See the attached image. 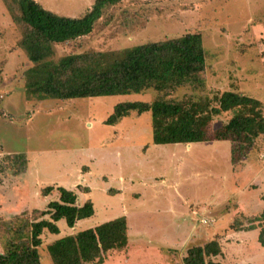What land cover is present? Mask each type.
<instances>
[{"label": "crops", "instance_id": "1", "mask_svg": "<svg viewBox=\"0 0 264 264\" xmlns=\"http://www.w3.org/2000/svg\"><path fill=\"white\" fill-rule=\"evenodd\" d=\"M259 28L263 30L264 27ZM261 67L263 78H257V82L262 88L257 85V89L262 91L251 98L260 102L264 117L263 64ZM247 69L244 65V74L237 76L238 82L246 80ZM238 82L233 91L242 93L237 88ZM4 86L12 87L11 84ZM228 90L231 89L225 91ZM105 98H89L94 99L89 102ZM40 102L24 98V103L34 104L37 110L43 111L41 107L37 108ZM9 105L7 100L2 107L13 114L12 122H21L22 117L14 114ZM49 109L51 112L53 108ZM135 114L141 116L144 113ZM105 120L102 119V123ZM121 121L107 130L106 137L102 136L103 132L94 131L91 121L87 132L81 135L82 145L73 148L72 155L57 153L59 149L0 154V160L10 156L11 161L18 164V169L14 170L15 163H11L12 170L9 171L13 174L3 177L0 182V217H19L42 211L48 203L59 199L56 189L63 188L76 194L78 206L86 202L92 204L93 215L90 217L95 214V201L99 195L112 199L117 205L113 214L85 230L117 218L125 219V248L108 251L101 264H183L189 247L212 240L218 243L221 251L213 258L216 262L264 264V248L257 240L259 223L254 221L264 209V133L254 140L252 149L244 157L235 153L233 161V142L230 140L156 144L152 139L148 140L147 133L140 139L126 140L121 138L124 130L118 128ZM86 122H90V118ZM111 136L115 141L110 140ZM114 182H117L116 186L112 184ZM47 187L53 190L43 195L42 190ZM141 191L148 197L145 204L132 200L142 198ZM115 196L119 200H113ZM101 211L107 210L102 208ZM200 217L210 218L211 225H198ZM243 218L249 219L246 220L248 224L241 222ZM84 220L88 218L77 221L74 226ZM60 221L64 227L66 225L64 220L56 223L59 234H49L55 237L52 242L84 231L75 232L74 226H66L69 232L63 234ZM249 221H253L255 229H245L250 225ZM238 224L242 228L231 227Z\"/></svg>", "mask_w": 264, "mask_h": 264}, {"label": "trees", "instance_id": "2", "mask_svg": "<svg viewBox=\"0 0 264 264\" xmlns=\"http://www.w3.org/2000/svg\"><path fill=\"white\" fill-rule=\"evenodd\" d=\"M1 1L19 28L18 47L32 64L23 71V93L28 101L129 95L149 89L163 93L203 79L207 53L199 33L148 42L120 52H84L53 61L55 44L86 36L103 9L122 0H94L79 17L53 13L35 0ZM211 100L210 103L208 100L194 102L190 107L179 100L163 98L151 102H121L114 105L104 123L112 126L130 113L148 112L153 143L230 140L233 142L232 160L235 161V153L244 157L253 147L254 140L264 133L260 102L233 90L223 91ZM220 114L231 116L219 129L208 132L209 117ZM52 190L47 187L42 194L47 195ZM56 190L59 199L48 203L42 211L31 212L30 220L23 221L28 228L25 240L10 243L0 253V264H40L38 247L44 231L57 235L59 220H64L66 226L72 228L77 221L93 215L90 202L78 206L74 192L63 188ZM254 221L259 223L257 240L264 248V209ZM252 222L249 221L250 225L245 229H255ZM231 227L242 228L240 224ZM126 244V223L121 217L59 238L47 244L45 250L52 264H101L108 251L122 250ZM220 252L215 240L201 246L194 245L187 249L183 264H221L213 260Z\"/></svg>", "mask_w": 264, "mask_h": 264}, {"label": "rangeland", "instance_id": "3", "mask_svg": "<svg viewBox=\"0 0 264 264\" xmlns=\"http://www.w3.org/2000/svg\"><path fill=\"white\" fill-rule=\"evenodd\" d=\"M35 1L53 13L79 17L91 7L94 0ZM259 27H264V0H122L115 6L103 9L101 17L86 36L55 44L53 61L66 55L84 52H120L148 42L175 38L186 33H199L207 53L203 79L163 93L149 89L138 94L106 96L105 99L93 101L91 104L89 101L94 99H47L37 105V108L43 109L39 111L35 108L36 105L24 103L23 71L32 64L18 47L19 28L12 22L0 0V154L26 150L52 152L59 149L57 153L72 155L71 150L82 145L81 135L87 132L91 121L95 126L94 131L103 132L102 136L106 137L105 133L112 127L102 123V119L108 117L113 105L121 102H151L157 98L179 100L189 107L194 102L208 100L210 103L215 95L229 88L234 89L238 82L237 76L244 74V65L249 74L246 80L238 82L237 88L249 97L259 96L262 90L257 89V85L261 88L262 86L257 82V78H263L260 66H264V28L262 30ZM6 84H11L12 87L7 88L4 86ZM11 94H14L12 98L7 99ZM7 100L13 113L22 117L21 122H12L13 114L2 107ZM58 105H61V108H58ZM49 108H53L51 112ZM230 116H210L207 131L211 133L219 129ZM89 118L90 122H86ZM121 119L118 127L119 130H124L121 132V138L140 139L147 133L148 140L151 141L150 113L141 116L132 113ZM117 134L120 135L119 131ZM110 140L115 141L112 136ZM257 151L260 152L259 149ZM263 156L264 154L262 158ZM11 163H15L14 170L18 169L17 162H12L10 156L0 160V182L3 177L13 174L9 171L12 170ZM112 184L116 186L117 182ZM134 187L137 188L138 185L135 184ZM141 192L142 198L132 199L137 204H145L148 199L146 193ZM113 200L119 199L115 196ZM95 206L94 216L78 222L74 226L75 232L100 223L117 208L112 199H105L100 195L95 201ZM102 208L107 211H101ZM224 211L225 209L222 210ZM107 212L110 213L106 214ZM31 215L27 213L26 216L0 217V253H3L10 243L16 244L20 239L25 240L28 228L24 226L23 221H29ZM206 218L200 217L198 225L201 224L200 220ZM241 220L243 224H248L246 220L249 219ZM60 222L61 232L68 233L66 225L64 227L63 222ZM19 234L23 238H20ZM54 239L55 237L46 231L42 233V243L38 247L40 264H52L45 247Z\"/></svg>", "mask_w": 264, "mask_h": 264}, {"label": "built area", "instance_id": "4", "mask_svg": "<svg viewBox=\"0 0 264 264\" xmlns=\"http://www.w3.org/2000/svg\"><path fill=\"white\" fill-rule=\"evenodd\" d=\"M199 223L204 224V225H209L212 223V220L210 219L200 220Z\"/></svg>", "mask_w": 264, "mask_h": 264}]
</instances>
